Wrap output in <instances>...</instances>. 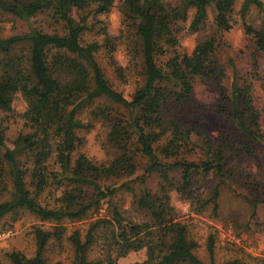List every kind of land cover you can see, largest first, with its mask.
I'll return each instance as SVG.
<instances>
[{
    "label": "trees",
    "instance_id": "obj_1",
    "mask_svg": "<svg viewBox=\"0 0 264 264\" xmlns=\"http://www.w3.org/2000/svg\"><path fill=\"white\" fill-rule=\"evenodd\" d=\"M234 4L235 0H0V112H10L20 95L26 104L21 118L27 129L9 148L0 121V220L8 216L16 220L28 212L40 221L59 224L81 220L108 202L110 218L92 221L84 236L76 231L66 237L73 248L70 264H119L120 258L141 250H145V259L133 264H217L212 235L206 244L208 261L195 254L197 243L188 225L177 219L170 194L190 200L196 175L221 180L222 153L207 154L199 162L187 161L184 157L195 144L193 128L182 130L165 111L170 101L181 103L189 97L196 78L213 73L217 34L232 29ZM250 6L264 11L260 0H243L241 20ZM113 7L119 8L123 26L132 31L131 49L139 60L141 83L130 100L108 83L96 61L101 46L113 48L104 28L103 45L82 42L90 22ZM208 8L214 10L217 32L199 38L191 53L182 51L179 35L189 12L193 11V17L188 32L195 34L205 25ZM8 17L22 22L43 17L49 29L38 26L2 36L1 23ZM243 31L252 48V69L243 76L233 71L225 98L235 131L252 153L254 146L264 144L262 110L254 99L257 83L264 90L260 66L264 19L257 26L243 22ZM161 57H166L163 63ZM99 100L124 112L97 106L90 113L91 120L106 124L107 142L114 151L112 161L98 165L80 151L83 138L79 131H89L92 122H81L77 116ZM143 159L147 161L143 174L117 187V181L135 175ZM153 175L158 178L155 191L147 186ZM50 181L63 187L52 208L39 203ZM221 183L199 208L210 203L212 213H217ZM120 190L132 196L131 208L113 202ZM249 202L254 214L264 200L253 197ZM33 234L34 255L12 251L7 255L11 264H48L47 248L60 245L65 235L58 226L52 231L35 228ZM93 250L97 256L90 258ZM223 264H264V258L248 256Z\"/></svg>",
    "mask_w": 264,
    "mask_h": 264
},
{
    "label": "rangeland",
    "instance_id": "obj_2",
    "mask_svg": "<svg viewBox=\"0 0 264 264\" xmlns=\"http://www.w3.org/2000/svg\"><path fill=\"white\" fill-rule=\"evenodd\" d=\"M263 3L264 0H260ZM243 0H235L234 10L231 14L232 29L227 33H218L217 49L212 58L213 73L210 77H199L194 82V87L189 97L181 102L170 101L166 107L165 115L174 119L182 130L192 129L195 140L191 153L185 155L190 162L203 161L207 154L209 157L216 151H221L223 162V177L221 180L211 175L203 179L196 175V182L191 189V199L185 200L175 192L170 194L171 205L177 219L188 225L191 238L197 243L195 254L203 262L208 261L206 252L207 239L212 235L215 239L214 258L217 264L233 261L235 259L247 260V257L264 258V203H258L253 214L249 200L258 198L264 200V144L253 147L249 153L241 143V137L228 115L226 95L235 70L243 76L252 69V48L243 31V22L259 25L264 19V11H259L250 6L245 20H241L240 8ZM188 19L182 24L183 31L179 35L181 50L191 53L199 38L217 32L214 24V10L208 8L205 25L199 33L191 34L188 26L193 17V11L188 14ZM43 17L31 19L28 22L6 18L1 23L2 36L17 35L33 27L46 28ZM91 21L90 28L82 36L83 43L97 41L103 45L104 28L106 35L112 41V47L101 46L95 58L108 83L125 99L130 100L136 88L141 83L139 60L131 49L134 38L132 31L123 26V17L118 7H113L107 15H97ZM96 21V22H95ZM48 28V27H47ZM49 29V28H48ZM166 57H161L163 63ZM260 66L264 77V55L260 58ZM254 99L262 110L261 128L264 131V90L256 84ZM97 106L111 107L124 112L121 108L112 105L106 100H99L85 107L78 114L81 122H92L89 131L80 130L79 136L83 138L80 151L95 164H108L114 158V151L107 142L108 128L100 120H91L90 113ZM26 109L24 100L17 95L10 112H0V121L4 128L5 142L13 148V142L20 134H25L27 129L21 118ZM126 114V112L124 113ZM195 129V131H194ZM172 161V160H170ZM146 160H141L134 176L117 181L118 187L122 183L130 184L143 174ZM179 178V174H176ZM220 181L219 196L217 199L218 210L212 213L210 203L199 208L197 205L206 203L211 196L212 188ZM50 187L39 198V203L44 207L57 206L56 199L60 196L63 187L50 181ZM158 178L151 176L147 186L156 190ZM136 190L139 189L135 182ZM133 201L129 193L120 190L115 195L113 202L124 209L131 208ZM200 206V205H199ZM111 207L104 202L99 211L89 213L85 218L77 221L64 220L63 222L49 223L40 221L31 213L25 212L18 215L16 220L8 216L0 220V264H11L8 253L17 251L27 257L35 253L34 229L40 228L52 231L58 226L64 229V240L59 245L55 243L47 248L45 259L48 264H70L73 259V248L66 237L78 231L84 236L89 224L97 218H110ZM52 243V241H51ZM90 258L97 256L96 250L91 251ZM145 250L131 252L126 257L118 260L119 264H133L145 259Z\"/></svg>",
    "mask_w": 264,
    "mask_h": 264
}]
</instances>
